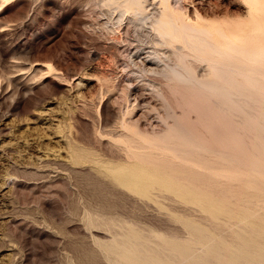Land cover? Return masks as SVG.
Listing matches in <instances>:
<instances>
[{"label": "rangeland", "instance_id": "1", "mask_svg": "<svg viewBox=\"0 0 264 264\" xmlns=\"http://www.w3.org/2000/svg\"><path fill=\"white\" fill-rule=\"evenodd\" d=\"M169 1L184 18L224 23L228 32L236 26L250 34L252 23L264 19L247 0ZM149 3L163 6L162 0ZM123 22L127 27L111 21L99 0H0V264H120L107 244L123 227L138 228L146 239L188 242L189 220L214 226L198 203L172 190L152 185L146 193L117 181L126 171L118 170L120 162L148 166L126 155L123 133L134 125L144 137L169 132L177 143L185 141L181 127L194 136L183 145L199 158H224L229 170L239 167L264 183L260 92L232 85L241 86L235 92L247 100L231 107L220 92L140 70L131 50L147 36L129 19ZM173 56L170 62L179 59ZM192 59L181 63L195 62L200 72L206 63ZM131 74L141 84L135 108L126 80ZM77 148L91 157L80 158ZM226 182L234 191L246 189L238 179Z\"/></svg>", "mask_w": 264, "mask_h": 264}, {"label": "bare ground", "instance_id": "2", "mask_svg": "<svg viewBox=\"0 0 264 264\" xmlns=\"http://www.w3.org/2000/svg\"><path fill=\"white\" fill-rule=\"evenodd\" d=\"M148 1L99 0L103 9L109 12L111 21L118 22L122 28L128 24L123 19H129L137 30L146 34L147 40L135 46L130 55L140 70L160 72L172 79L220 92L226 99L225 105L235 102L240 107L241 101L247 100L245 93L242 96L236 94L242 87L233 90L232 85L248 84L255 88L253 91L260 92L256 99L263 101L264 19L258 18L256 24L252 23L250 34L235 25V29L228 32L224 23L184 18L169 0H162L163 6L157 10L149 8L152 3L148 4ZM247 1L251 9L256 8L264 14V0ZM102 23L107 24V20ZM174 54L178 55L179 61ZM172 56L177 61L170 62ZM189 56L206 63L200 67V72L192 67L193 59V64L181 63ZM126 80L133 93L130 95H135L131 101L135 108L140 103L136 94L141 84L134 74L128 75ZM121 120L120 125L124 128H133L127 120ZM134 126L128 133H123L128 146L126 155L147 162L148 166L140 167L141 163L139 169H135L138 167L135 163L132 169L116 159L120 162L118 170H126L116 175L117 181L128 186L139 185L146 193L152 185L172 190L186 202L198 203L210 216V225L214 226L208 228L189 220L187 223L192 235H189L191 241L188 242L167 236L146 239L138 228L123 227L122 235L107 244L119 256L120 264H264V210L239 207L264 205V183L259 185L250 174L243 176L244 171L239 167L229 170L224 165V158L213 160L207 154L199 158V152L183 145L185 141H193L194 136L181 127L185 141L177 143L169 132L147 138L137 125ZM75 151L80 158L92 155L87 149L77 148ZM150 176L155 178L152 183L149 182ZM231 179L242 181L246 189L234 191L227 186L230 183L226 181ZM253 187L259 189L258 193L251 191Z\"/></svg>", "mask_w": 264, "mask_h": 264}]
</instances>
